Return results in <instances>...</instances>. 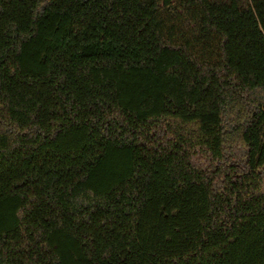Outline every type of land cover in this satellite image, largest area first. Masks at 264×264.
<instances>
[{"label":"trees","instance_id":"obj_1","mask_svg":"<svg viewBox=\"0 0 264 264\" xmlns=\"http://www.w3.org/2000/svg\"><path fill=\"white\" fill-rule=\"evenodd\" d=\"M0 264H264V0H0Z\"/></svg>","mask_w":264,"mask_h":264}]
</instances>
